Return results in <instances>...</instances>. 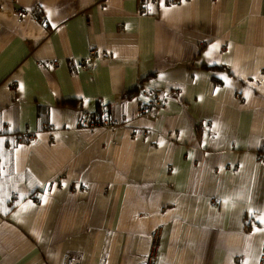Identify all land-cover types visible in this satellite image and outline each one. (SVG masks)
<instances>
[{"label": "crops", "instance_id": "0c3cea01", "mask_svg": "<svg viewBox=\"0 0 264 264\" xmlns=\"http://www.w3.org/2000/svg\"><path fill=\"white\" fill-rule=\"evenodd\" d=\"M169 2L0 0V264H259L264 0Z\"/></svg>", "mask_w": 264, "mask_h": 264}, {"label": "built area", "instance_id": "2783aa9c", "mask_svg": "<svg viewBox=\"0 0 264 264\" xmlns=\"http://www.w3.org/2000/svg\"><path fill=\"white\" fill-rule=\"evenodd\" d=\"M179 0H170V3H178ZM143 11L144 9L141 8ZM109 56V53L100 51L96 49L93 46H90L87 51L86 57L82 59H78L76 61L77 66L82 68V69H87L89 68L92 64H95L96 59H105ZM142 92L145 95L146 99L142 106L139 108V114L141 116H147V117H152L155 118L157 116V113L161 106L164 105L166 102V97L164 95L161 96V94L156 90L153 89L150 86H142ZM99 126H96L95 123H92V127H102V128H110L113 129L115 126L118 125V121L115 119H106L102 120L99 123H97ZM76 125L78 127L84 126L83 123L77 122ZM140 134L144 137L148 136V132L141 130ZM136 135V132L134 133ZM78 190H73L72 193L75 194ZM17 194L15 192H11L10 199L12 203L16 199ZM37 202V199H34ZM212 206H215L216 203L213 201ZM157 233L153 235L152 242H151V251L148 255H144L142 258L143 264H149V262H153L156 256V253L158 251V242L159 239L156 238ZM62 264H85L82 262V260L78 257L71 256L70 254H65L62 259ZM259 264H264V247L263 251L261 253V257L259 260Z\"/></svg>", "mask_w": 264, "mask_h": 264}, {"label": "trees", "instance_id": "16d2710c", "mask_svg": "<svg viewBox=\"0 0 264 264\" xmlns=\"http://www.w3.org/2000/svg\"><path fill=\"white\" fill-rule=\"evenodd\" d=\"M170 1V0H169ZM170 3V2H169ZM35 13H38L37 15L38 16H40V11L39 10H36L35 11ZM87 55V54H86ZM212 68H216V65H213V67ZM152 76H154V74L152 73V74H150V75H148V76H146V77H144L142 80H141V82L142 81H144V80H146V79H148V78H151ZM142 83H140V84H138L137 86H135L133 89H131V90H129V91H127L125 94H124V99H128V98H131V97H133V96H135L136 95V93H138V91H139V89L140 90H142V86L143 85H141ZM151 87V86H150ZM153 89H156V88H154V87H152ZM160 94H161V96L162 95H164L165 97H166V101H167V99H168V93H166L165 91L164 92H160L158 89H156ZM72 103L74 104L75 102L74 101H72ZM144 102H142V104H143ZM166 103V102H165ZM164 103V104H165ZM142 104H141V106H142ZM140 106V107H141ZM164 106V105H163ZM163 106H161V108L163 107ZM97 108H98V110H99V112H98V110L92 115V116H89L90 117V119L89 120H82V121H78L79 123H83V125L84 126H80L79 128H83V127H92V123H95V125L96 126H99L97 123H99L100 121H102V120H106V119H109V118H103V117H101V115L103 114V112L101 111V107L99 106V104L97 105ZM137 134V133H136ZM83 262V261H82ZM84 263V262H83Z\"/></svg>", "mask_w": 264, "mask_h": 264}, {"label": "rangeland", "instance_id": "374dc122", "mask_svg": "<svg viewBox=\"0 0 264 264\" xmlns=\"http://www.w3.org/2000/svg\"><path fill=\"white\" fill-rule=\"evenodd\" d=\"M156 238H157V239H159V233H158V231H157V235H156Z\"/></svg>", "mask_w": 264, "mask_h": 264}, {"label": "snow or ice", "instance_id": "6c2138e0", "mask_svg": "<svg viewBox=\"0 0 264 264\" xmlns=\"http://www.w3.org/2000/svg\"><path fill=\"white\" fill-rule=\"evenodd\" d=\"M262 222H264V220H262Z\"/></svg>", "mask_w": 264, "mask_h": 264}, {"label": "bare ground", "instance_id": "6f19581e", "mask_svg": "<svg viewBox=\"0 0 264 264\" xmlns=\"http://www.w3.org/2000/svg\"><path fill=\"white\" fill-rule=\"evenodd\" d=\"M108 58V57H107ZM107 58H105V59H107Z\"/></svg>", "mask_w": 264, "mask_h": 264}]
</instances>
